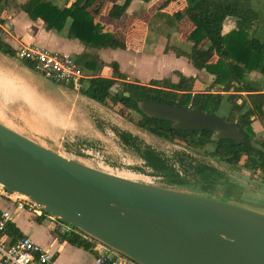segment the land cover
<instances>
[{
    "label": "water",
    "instance_id": "obj_1",
    "mask_svg": "<svg viewBox=\"0 0 264 264\" xmlns=\"http://www.w3.org/2000/svg\"><path fill=\"white\" fill-rule=\"evenodd\" d=\"M138 106L176 130L250 143L219 116L146 101ZM0 185L140 264H264V210L99 170L2 123Z\"/></svg>",
    "mask_w": 264,
    "mask_h": 264
},
{
    "label": "trees",
    "instance_id": "obj_2",
    "mask_svg": "<svg viewBox=\"0 0 264 264\" xmlns=\"http://www.w3.org/2000/svg\"><path fill=\"white\" fill-rule=\"evenodd\" d=\"M61 8L50 0H27L19 4L36 24L57 33L68 29V37L84 46L101 50H127L125 42L118 39L98 22V13L107 3L111 4L107 16L121 19L132 0H63ZM176 0H166L159 6L155 18L176 27L186 15L194 25L186 41L191 43L189 52L173 48L177 57H186L199 71L213 76L208 90L196 91V78L184 75L178 78L152 80L148 84L129 82L117 62H112L111 77H94L82 81L80 93L89 99L115 111L135 123L137 127L161 140L182 146L191 151L203 153L227 168L241 166L264 181V138L256 137L252 124L256 119L264 120V83L261 88L253 85L249 74L256 72L264 76V35L262 38L249 36L248 30L260 21V14L254 8L253 0H185L186 13L171 16L161 9ZM13 0H0V51L16 57L15 51L3 39V25L11 9ZM69 4H71L69 6ZM183 16V17H182ZM228 18L235 19L236 29L224 34V24ZM206 45V46H204ZM22 62L36 71L34 63ZM77 63L89 76L104 63L96 56H81ZM91 72V73H90ZM218 88L220 90L215 91ZM246 93V97L242 94ZM141 101L159 103L191 109L200 114L219 116L226 102L228 116L224 119L235 123L249 144L236 145L232 140H212L210 130H176L172 122L149 118L139 110ZM136 115H138L137 120ZM138 140L126 136L130 144ZM212 147L210 150L209 148ZM151 153V148H145ZM205 180L213 183L221 172L214 167L201 166ZM6 233L15 239L22 237L10 222ZM73 245L90 248L91 243L74 233L62 235ZM15 242V241H14ZM12 242L11 244H13Z\"/></svg>",
    "mask_w": 264,
    "mask_h": 264
},
{
    "label": "crops",
    "instance_id": "obj_3",
    "mask_svg": "<svg viewBox=\"0 0 264 264\" xmlns=\"http://www.w3.org/2000/svg\"><path fill=\"white\" fill-rule=\"evenodd\" d=\"M117 1L115 0V2ZM132 1L126 9L124 16L117 20L118 26L112 27V29L109 26L111 17L107 16V11L111 4L108 3L98 13L97 20L108 31L112 32L118 39L127 44L128 49L125 51L143 54L147 49L146 44L149 40L152 42L154 39L161 37V35H158L152 39L149 34V27L154 23L151 20L153 17L155 18V14L158 12L159 6L164 0H138V9L131 7ZM176 2H179L176 5L178 7L173 5ZM13 8L14 6L12 5L7 14L6 22L1 25L3 33L5 34V37H3L5 42L15 51L21 47L28 46L44 48L52 52L71 54L76 62L84 55L99 57V61L104 63V67L102 69H96L94 73L90 72L92 74L90 76L86 74L88 78L98 76L111 77L112 68L109 65L112 62L119 64L120 70L127 75L129 82L139 84H148L152 80H161L164 78L175 79L180 75H184L186 77L196 78L197 86L198 76L206 72L204 70H197L189 63L186 57H177L175 54L176 60H178L176 62L180 63V60L183 59L188 64V68H186V65H179L175 69H169V65L165 66V64L159 67L161 61L157 62L152 57H132L129 60V64L133 67V71L132 73L126 72L122 63L114 59L103 58L101 55L103 49H91L76 40L70 39L68 37V29L60 33L47 30L44 26L33 22L23 11L20 10L17 13H13L16 12V10L13 11ZM185 9V0H179L173 1L170 5L161 9V11L171 16H179V13ZM11 11L13 12L11 13ZM20 17H24L25 19L22 25L17 22ZM103 18L106 22L110 21L107 22L108 25L101 21ZM183 22L186 24L187 32L180 37L183 41H186L188 34L194 28V25L187 17L182 19L175 27V37L172 36V38L178 37L181 31L180 29H183L182 27L184 26ZM161 25L162 23L157 22L158 27H161ZM235 27V21L228 19L224 24V34L235 30ZM162 37L166 43L172 39L168 35L165 37L162 35ZM172 46L176 47V45ZM147 66H153V68H149L152 69V72H138L141 67L146 68ZM133 75L138 77L141 82L138 79H136L137 81H133ZM209 77L212 82L213 76L209 75ZM89 105L99 108L103 106L83 96L79 91L51 82L37 71L26 66L16 57H11L0 51V123L18 132L29 131L34 134H39V139L53 140L61 135L80 134L83 128L79 129L80 132L78 133L70 130L71 128L68 127L72 124H81L78 121L81 117V112H85ZM253 120H255L252 124L254 132L258 136L264 137V120L256 119L255 117ZM217 169L221 172H231L228 174L231 176V181L224 190L226 198L264 210V181L260 175L252 176L250 172L240 166L233 169L223 167ZM0 207L11 212V223L19 230L22 236H29L44 250L52 254L53 259L51 264H97L96 258L99 256L97 248L93 245L90 248L80 247L63 239L62 235L66 233L59 232L57 228L58 221L55 218L49 215L38 216L35 213L18 211L13 203L2 198H0ZM6 238L9 243L19 239L14 240L7 233Z\"/></svg>",
    "mask_w": 264,
    "mask_h": 264
},
{
    "label": "rangeland",
    "instance_id": "obj_4",
    "mask_svg": "<svg viewBox=\"0 0 264 264\" xmlns=\"http://www.w3.org/2000/svg\"><path fill=\"white\" fill-rule=\"evenodd\" d=\"M24 1L27 0H13V11L16 10V12L11 11V13L19 12V3ZM50 1L61 8L66 6V3H64L63 0ZM122 1L123 0H118L117 2ZM165 1L166 0H164V2ZM178 4L179 2H176L173 5L178 7L176 6ZM253 5L260 14V21L250 27L248 30L249 36L262 38L264 35V0H253ZM131 7L138 9V0H133ZM185 13L186 10L181 12V14ZM184 16L186 17V15ZM228 19L235 21L233 18ZM24 20V17H20L17 22L22 25ZM101 21L106 23V25H108L107 22H110H106L104 18L101 19ZM151 21L154 22L149 27V34L151 38L153 39L158 35H161V37H158V39L156 38L157 40L154 39L152 42L149 40L146 44L147 49L144 51L145 53L137 54L133 51L103 49L101 51L102 57L106 59H114L119 63H122L125 71L131 73L133 71V67L129 64V60L132 57H152L157 62L161 61L159 67H162L165 64V66L169 65V69H175L179 65H186V68H188V64L183 59L180 60V63L176 62L178 60H176V53L173 51L175 46H172L176 45V48L178 49L181 48V50L190 51L191 43L183 41L180 37L185 35L187 32L186 24L183 22L184 26L182 27L183 29H180L181 31L178 37L176 36V38H172V36L175 37V27L172 28L167 23L159 21L154 17ZM157 22L162 23L161 27L157 26ZM117 24V20L111 18V23H109L111 29L112 27L114 28L119 25ZM162 35L164 37L168 35V37L172 39L170 42L166 43ZM3 37H5L4 33ZM103 67L104 64L101 65L99 69H102ZM149 68H153V66H147L146 68L141 67L138 72L150 73L152 72V69ZM154 70L156 69L154 68ZM209 75L210 74L207 72H203L201 76H198V84L196 86V91L198 93H203L208 90L212 83ZM133 77V81H137L136 79L140 81L138 77L134 75ZM249 80L256 87L261 88V90L263 89L262 86L264 83V76L262 74L253 72L249 74ZM218 90L220 89H215V91ZM242 95L244 97L247 96L246 93H243ZM228 111L229 106L225 102L222 109L218 113L219 117L223 118L228 116ZM80 116L81 117L78 121L81 123V126L72 124L68 127L71 128L70 130L78 133L80 132L79 129L83 128V131L80 134L61 135L57 139L52 140L39 139V134H34L29 131L19 133L67 158L77 160L99 170L120 176L126 175V178L128 177L129 179L159 187L182 190L195 194H206L212 197L226 198L224 190L231 181V176L228 175L231 172L220 171L221 176L213 183L205 180V176L199 170L201 169V166H209L216 169L220 167H227L220 165L217 161L212 160L203 153L194 152L182 146L161 140L140 129L135 123L126 120L124 117L105 106H100L99 108L89 105L85 112H81ZM137 118L138 115H136L135 120H137ZM126 136H132L133 139L138 140L137 145L134 141L128 144L126 142ZM256 137H261L262 139L264 138L263 136H258L257 134ZM147 147L151 148V153L145 149ZM209 149L211 150L212 147ZM87 150L89 153H87ZM251 175L254 176L253 173H251Z\"/></svg>",
    "mask_w": 264,
    "mask_h": 264
},
{
    "label": "built area",
    "instance_id": "obj_5",
    "mask_svg": "<svg viewBox=\"0 0 264 264\" xmlns=\"http://www.w3.org/2000/svg\"><path fill=\"white\" fill-rule=\"evenodd\" d=\"M16 58L34 63L36 71L57 85H64L80 91L82 81L88 79L83 68L71 54L52 52L39 47H21L17 50ZM87 153L89 151L87 150ZM0 198L14 204L16 210L35 213L38 216L49 215L36 203L25 196L12 193L0 185ZM58 221L60 233H74L99 252L97 264H140L134 259L114 250L86 233L74 228L64 221L49 215ZM12 220L11 212L0 207V264H51L53 256L44 250L29 236H22L13 244L6 238V229Z\"/></svg>",
    "mask_w": 264,
    "mask_h": 264
},
{
    "label": "bare ground",
    "instance_id": "obj_6",
    "mask_svg": "<svg viewBox=\"0 0 264 264\" xmlns=\"http://www.w3.org/2000/svg\"><path fill=\"white\" fill-rule=\"evenodd\" d=\"M2 73H3V72H2ZM2 73H1V74H2ZM6 82H7V81H6ZM3 83H4V82H3ZM15 86H16V85H15ZM15 86H14V87H15ZM16 87H17V86H16ZM16 87H15V88H16ZM23 92H24V91H23ZM23 96H24V95H23ZM35 98H36V97H35ZM33 102H34V100H33ZM29 103H30V102H29ZM37 104H38V103H37ZM32 105H33V104H32ZM33 109H34V108H33ZM40 110H41V109H40ZM37 111H38V110H37ZM44 114H45V113H44ZM39 115H40V114H39ZM47 116H48V114H47ZM53 116H54V115H53ZM49 118H50V117H49ZM59 119H60V118H59ZM60 120H61V119H60ZM122 173H123V172H122ZM129 176H130V175H129ZM123 177H126V175L123 176ZM127 178H128V177H127Z\"/></svg>",
    "mask_w": 264,
    "mask_h": 264
}]
</instances>
